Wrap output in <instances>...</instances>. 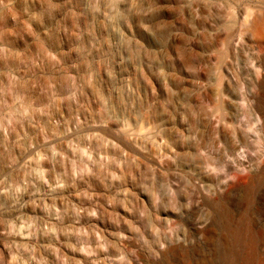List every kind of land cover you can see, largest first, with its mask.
<instances>
[{
	"label": "rangeland",
	"instance_id": "1",
	"mask_svg": "<svg viewBox=\"0 0 264 264\" xmlns=\"http://www.w3.org/2000/svg\"><path fill=\"white\" fill-rule=\"evenodd\" d=\"M259 11L0 0V264H264ZM217 203L263 234L254 258Z\"/></svg>",
	"mask_w": 264,
	"mask_h": 264
},
{
	"label": "bare ground",
	"instance_id": "2",
	"mask_svg": "<svg viewBox=\"0 0 264 264\" xmlns=\"http://www.w3.org/2000/svg\"><path fill=\"white\" fill-rule=\"evenodd\" d=\"M249 28L252 31L254 38L257 41L264 40V12L259 11V13L253 18ZM261 169H262V175L258 179L252 178L250 180L249 186L243 190V194L247 201H249L253 196L254 190L258 186H260L261 183H264V163L262 164ZM217 204L218 207L220 208V214L223 217L225 223L228 241L230 240L234 244L239 245L241 247V250L245 252L246 257L248 259L254 258L256 255V247L259 245V243H261L263 234L255 231L253 227L254 226L253 223L250 220H247V218L241 216V218L235 219L233 216H231L229 211H227V209L224 206L222 208L223 204L221 203H217ZM194 232L196 234L201 233L204 237H208V235H210L209 232L202 230L201 227L195 228ZM233 255H234V251L232 249L227 248L226 257L230 264H234Z\"/></svg>",
	"mask_w": 264,
	"mask_h": 264
}]
</instances>
